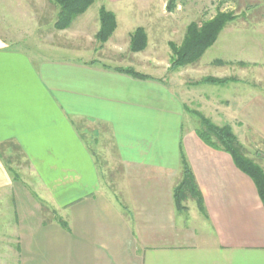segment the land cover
Wrapping results in <instances>:
<instances>
[{
	"label": "crops",
	"instance_id": "0c3cea01",
	"mask_svg": "<svg viewBox=\"0 0 264 264\" xmlns=\"http://www.w3.org/2000/svg\"><path fill=\"white\" fill-rule=\"evenodd\" d=\"M169 1L95 0L97 19L82 18L85 11L76 18L79 30L99 28L101 6L115 15L116 28L91 56L81 46L24 47L0 28V264H264V205L231 155L203 142L186 120V99L200 96L195 85L182 89L165 74L133 77L102 52H129L134 29L120 30L126 15L157 14L152 35L137 27L148 44L163 39L166 46L161 20L185 2ZM211 47L219 55L204 62ZM211 47L202 65L219 62L223 72L247 63L257 75L264 19L224 27ZM155 67L168 69L161 61ZM240 68L235 80L210 83L226 89L209 110L230 120L264 171V79L247 82ZM7 144L20 153L16 165ZM183 160L203 211L192 198L175 204ZM46 210L57 218L46 219Z\"/></svg>",
	"mask_w": 264,
	"mask_h": 264
},
{
	"label": "rangeland",
	"instance_id": "374dc122",
	"mask_svg": "<svg viewBox=\"0 0 264 264\" xmlns=\"http://www.w3.org/2000/svg\"><path fill=\"white\" fill-rule=\"evenodd\" d=\"M184 1L185 2L181 3L179 7H177L175 4L169 6L167 8V14L165 15L167 17L161 20L165 26V30H169V41L166 46L164 45L163 39L156 40V43L154 40L150 39V45L148 44L147 40L146 47L142 51L131 52L129 49V52H125L121 55L112 54L111 51L108 50L102 52L108 57L114 58L115 61L119 60L121 63L126 64L124 69H132L136 72L146 73L149 75L164 76L165 74V77H167L170 83H176L180 85L182 89L191 88L192 85H195L194 90L197 91L200 96L197 95L198 98H195V96L190 97L185 101L186 110L188 111L186 120H188V122L195 128L199 127V118L197 113L202 114L204 117L210 119L217 125L230 124V120H228V118L219 117L218 114L215 116L214 113L209 110L211 108V106L209 107L211 102L212 104L216 103L218 100L217 98L226 88L219 85H211L210 83H202L201 80L205 77H211L216 79H227L228 82H230V80H235L238 74H241L240 71L242 68H240L238 71L239 67H244L245 71L243 73L244 76H242V79L247 82H251L253 81L252 75H255L254 70L251 71L249 67H247V63H241L239 66H237V64H231L228 66L224 65V67H222L223 72L220 71L221 66L219 62H216L212 65H202L203 61L205 62V60L210 58L212 59L218 57L219 52L214 47H209L210 49L203 57V61H201V63H199L201 59L200 58L196 63L184 65L177 69L170 70L172 51L169 47V42L174 43L176 46L179 45L183 39L186 25L192 21L197 24H201L202 22L214 17L218 12H230L233 15V19L227 22L224 27L230 25L248 27L253 24H257L258 21L264 19V6H258L257 8V5L253 4L252 2L250 3L229 0L211 4L204 0ZM202 2H205L204 5H200ZM89 7L87 8L88 11L86 10L87 12H84L85 14L82 16V18L88 17L91 19V21L94 18L97 19V4L94 3L90 8ZM59 10L60 7L56 0H0V28L3 30H8L9 33H11V37L14 34V39L19 38L17 40H19L20 44L25 43L21 44V46L24 47L32 44L36 45L37 43H51L73 47L81 46L85 51L82 53V55L91 56L90 52L92 51L93 47H97V45L101 44V42H99L95 37L99 28L97 29L95 24L93 25L92 23H89L87 30L80 31L79 26L83 23H78L76 18L82 15V13L76 16L68 27L57 29L55 27V21L57 19ZM156 11L157 9L155 12ZM31 18L33 20V24L30 23ZM156 18L157 14L155 13L149 17L139 14L135 16L126 15L121 20L122 23L120 22V30H133L137 26H145L147 27V32L150 36L152 35L150 27L153 26L152 22L158 21ZM171 28H173V30H170ZM153 33L156 34L154 29ZM140 52L143 53L141 54ZM95 55L96 53H94V56ZM157 61L166 63V66H168L167 72L161 68L155 67V65H157ZM221 74L227 76H223ZM257 75H259L260 80L264 79V70L258 72ZM257 75H255L253 78H256ZM204 94L208 95V97H204ZM208 102L210 104H208ZM7 145H9L10 152V155L7 157V159H10L11 163L16 165L20 161V153L11 144ZM52 217L57 218V216H53L52 212L46 210L45 218L52 219Z\"/></svg>",
	"mask_w": 264,
	"mask_h": 264
},
{
	"label": "trees",
	"instance_id": "16d2710c",
	"mask_svg": "<svg viewBox=\"0 0 264 264\" xmlns=\"http://www.w3.org/2000/svg\"><path fill=\"white\" fill-rule=\"evenodd\" d=\"M175 0H170L169 5ZM60 7L55 27L63 29L69 26L71 21L78 15L84 13L95 0H56ZM233 19L230 12H218L209 20L197 24L190 22L185 29L183 39L179 45L169 42L172 51L170 70L181 66L196 63L204 52L213 45L225 24ZM100 27L96 33V39L105 42L116 28L115 15L101 6L99 9ZM147 44V35L143 27H137L130 33L129 49L131 52L142 51ZM136 78H147L148 75L136 72L132 69H120ZM227 79H216L205 77L202 83L221 84ZM199 127L196 134L206 144L215 149L229 153L236 165L243 173L247 174L254 182L258 195L264 205V171L262 167L245 154L244 148L239 143L229 124L217 125L210 119L197 113ZM173 197L178 208H182V202L187 198L195 200L200 211H203V200L194 180V176L187 163L183 160L181 180L173 189ZM63 226L66 222L58 218Z\"/></svg>",
	"mask_w": 264,
	"mask_h": 264
}]
</instances>
